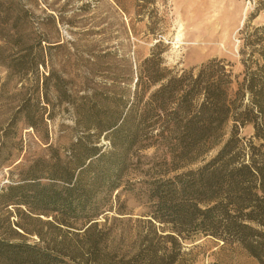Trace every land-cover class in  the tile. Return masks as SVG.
I'll return each instance as SVG.
<instances>
[{"label": "trees", "instance_id": "trees-1", "mask_svg": "<svg viewBox=\"0 0 264 264\" xmlns=\"http://www.w3.org/2000/svg\"><path fill=\"white\" fill-rule=\"evenodd\" d=\"M14 2L0 0L1 87L20 82L0 121V165L18 124L48 144L52 91L73 110L72 139L0 188V264H191L185 243L198 237L264 264V22L252 25L264 0L239 31L240 72L216 57L173 70L155 45L110 88L80 94L40 73L45 40L15 29Z\"/></svg>", "mask_w": 264, "mask_h": 264}, {"label": "rangeland", "instance_id": "rangeland-1", "mask_svg": "<svg viewBox=\"0 0 264 264\" xmlns=\"http://www.w3.org/2000/svg\"><path fill=\"white\" fill-rule=\"evenodd\" d=\"M256 1L15 0L11 11L18 14L16 30L24 31L31 41H47L42 42L46 67H40V73L53 70L68 80L71 91L80 94L86 84L90 89L108 87L118 69L134 72L155 45L163 65L173 70L190 69L216 57L231 62L234 72H240L239 31ZM263 22L264 12H260L252 25ZM6 75L0 64V121L19 99L15 96L19 81L2 89ZM49 97L54 106L47 107L53 115L48 144L63 151L72 139L73 110L65 103L57 104L53 91ZM250 131L247 128L243 133ZM13 143L10 159L0 165V188L17 177V167L47 153L48 144L22 124ZM122 198L133 217L141 214L142 208L129 194ZM185 246L191 252V264H259L241 248L210 237H198Z\"/></svg>", "mask_w": 264, "mask_h": 264}]
</instances>
